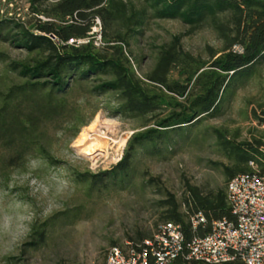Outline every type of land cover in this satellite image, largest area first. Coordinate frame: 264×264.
<instances>
[{"label":"rangeland","instance_id":"1","mask_svg":"<svg viewBox=\"0 0 264 264\" xmlns=\"http://www.w3.org/2000/svg\"><path fill=\"white\" fill-rule=\"evenodd\" d=\"M55 2L39 0L32 6L31 0H0V18L18 20L35 31L37 20L57 22L51 15ZM178 35L183 51L206 62L223 48L208 24L191 29L179 20H149L126 50L135 76L148 90H163L143 76L152 70L158 47ZM102 47L97 50L109 55ZM34 56L0 42V93L6 94L8 87L21 82L8 64ZM256 68L255 75L224 103L221 114L194 127L189 139L180 141L172 154L157 157L137 149L124 189L101 185L91 189L80 176L110 170L121 160L131 136L154 126L148 117L128 119L113 114V94L95 97L88 93L95 82L74 89L66 99L65 113L41 123L39 143L24 146L20 157L18 140L0 138V264H103L110 248L151 236L164 223L158 202L167 195L189 216L182 204L188 186L203 194L225 189L221 165L232 163L213 130L230 138L238 132L235 142L252 141L264 134V126L252 115L254 110L260 115L259 106L264 105V63ZM177 74L172 70L169 81L181 82ZM22 109L23 113L30 111V103H23ZM75 116L85 122L77 132L72 129ZM96 118L99 120L90 131L87 127ZM82 133L86 143L99 142L93 144L94 149L99 145L103 149L93 155L85 151ZM40 144L51 160L40 154Z\"/></svg>","mask_w":264,"mask_h":264},{"label":"trees","instance_id":"2","mask_svg":"<svg viewBox=\"0 0 264 264\" xmlns=\"http://www.w3.org/2000/svg\"><path fill=\"white\" fill-rule=\"evenodd\" d=\"M37 1L31 0L32 6ZM51 15L57 22L37 20L35 31L18 20L0 18V42L24 50L27 55L35 53L32 58L7 66L21 82L8 87L6 94L0 93L3 96L0 138L18 140L20 157L24 146L39 143L37 133L41 123L65 113L66 99L73 90L95 82L88 93L95 97L113 94V114L128 119L148 117L154 128L133 134L121 160L110 170L81 175L91 189L97 185L127 187L137 149L150 156L172 154L180 141L189 139L194 127L219 116L224 103L264 63V0H56ZM96 19L101 24L102 50L110 52L109 55L99 52L91 42L79 47L66 44L69 39L86 37ZM152 19L179 20L191 29L208 24L222 40L223 48L213 52L206 62L183 51L180 36H174L158 47L152 70L143 76L153 87L163 88L159 92L150 91L135 76L126 50L130 40L140 35ZM172 70L177 71L181 82L169 81ZM23 103H30L27 113H23ZM259 108L260 115L254 110L253 119L264 126V105ZM72 123L75 132L85 125L78 116ZM213 131L225 157L232 163L231 166L220 164L225 189L203 194L198 188L188 186L182 202L189 215L201 212L205 225L193 232L188 214L180 212V204L172 195L158 202L163 209L162 221L180 225L187 241L193 236H204L214 220L232 219L225 191L230 179L254 171L264 174V134L252 141L235 142L238 132L230 138L219 130ZM39 152L51 160L41 144ZM177 264L203 263L179 258Z\"/></svg>","mask_w":264,"mask_h":264},{"label":"built area","instance_id":"3","mask_svg":"<svg viewBox=\"0 0 264 264\" xmlns=\"http://www.w3.org/2000/svg\"><path fill=\"white\" fill-rule=\"evenodd\" d=\"M100 31L97 19L86 37L66 44L79 47L91 42L99 48L103 46ZM226 203L232 219L212 221L204 236L187 241L180 225L165 222L140 242L110 248L103 264H177L179 258L203 264H264V174L254 171L230 179ZM188 222L195 232L206 219L197 212L188 216Z\"/></svg>","mask_w":264,"mask_h":264},{"label":"bare ground","instance_id":"4","mask_svg":"<svg viewBox=\"0 0 264 264\" xmlns=\"http://www.w3.org/2000/svg\"><path fill=\"white\" fill-rule=\"evenodd\" d=\"M99 120V118H96L93 122H92V124L89 126V127H87L90 131H91V129L93 128V126H95V124H96V122ZM93 130V129H92ZM80 140H81V142H84V150L85 151H87L89 154H91V155H93L94 154V152L97 150V149H103V147L101 146V145H99V148H95L94 149V147H93V144H97V143H99V142H95V141H93L92 142V144L91 143H86V138L84 137V134L82 133L81 135H80ZM125 141V140H124ZM123 142V141H122ZM121 147V146H120ZM119 147V148H120ZM99 151V150H98ZM87 153V154H88Z\"/></svg>","mask_w":264,"mask_h":264}]
</instances>
